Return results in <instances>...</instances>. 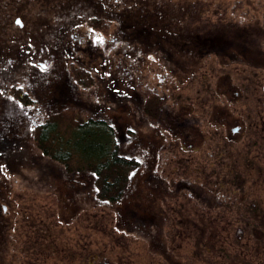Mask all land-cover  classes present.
I'll return each mask as SVG.
<instances>
[{
  "label": "rangeland",
  "instance_id": "374dc122",
  "mask_svg": "<svg viewBox=\"0 0 264 264\" xmlns=\"http://www.w3.org/2000/svg\"><path fill=\"white\" fill-rule=\"evenodd\" d=\"M66 3H75L77 13L67 15L61 9ZM223 19L239 29L247 27V35H253L251 46L264 52V0H0V137H16L24 142L25 152L18 164L9 166L6 160L0 161V185L15 186L17 211L31 212L32 224L29 243L22 245L28 253H18V248L16 255L2 254L0 264L167 261L168 256H161V261L153 248V225L135 207L139 184L145 178L149 185L159 181L167 184L162 193L166 215L179 214L180 209L168 204L184 206L190 195L214 199L219 181L230 186L229 190L235 189L232 202L236 206L245 203L240 216L253 217L246 206L256 202L259 209L264 204V134L255 133L250 115L254 108L264 110V71L254 68L247 61L249 57L238 60L225 45ZM150 23L177 25L178 35L188 34L193 42H197L195 37L201 38L202 31L210 32V36H219L222 45L205 42L204 49L196 46L191 55L172 52L171 58L149 45L141 54L131 48L123 52L122 47L127 45L121 42L127 38L123 26L133 28L130 32L137 36L136 27ZM62 24L64 28H60ZM130 44L139 43L132 40ZM76 70L84 71L94 84L78 81ZM224 74H230L235 88L243 93L240 100L223 94L226 87L218 79H224ZM127 75L134 81L127 80ZM178 78L182 79L179 83ZM152 92L159 95L165 113L181 105L193 109L188 119L196 124L188 141L203 137L199 148L182 150L178 144L171 152L173 133L166 126L159 133L153 130L148 123L150 117L146 118L139 109L138 95L148 97ZM45 104L54 105L50 118H66L60 122L62 127L75 118L91 117L106 118L115 126L122 149L141 162L120 203L110 205L97 200L92 179L68 173L65 167L41 155L34 139L35 127L27 122L29 115H35L33 111ZM215 104L217 110H228L232 118L238 112L244 117L240 136L230 130L234 125L225 128L209 122L211 115L207 114ZM121 106L127 112L121 111ZM64 109L72 112H58ZM40 115H35V122L41 121ZM262 129L256 131L260 133ZM143 132L147 140L144 142L139 136ZM256 142L262 148L255 147ZM176 160H181L177 167ZM199 169L205 175L197 174ZM171 188L175 189L173 193ZM229 190L222 189L226 194ZM262 215L263 211L255 219L264 225ZM173 224L165 227L172 229ZM215 225H219V234L215 233L211 245L218 248L204 255L207 263L233 264L234 232L241 226L234 220ZM182 230L176 225L171 235V257L178 264L188 263L190 257L194 264H204L195 254L194 235L189 231L186 237ZM181 231L186 239L176 237ZM244 233L237 244L243 248L235 247L237 254H244L247 264H264V239L258 242L249 231ZM181 241L182 250H178L175 244Z\"/></svg>",
  "mask_w": 264,
  "mask_h": 264
},
{
  "label": "flooded vegetation",
  "instance_id": "af4514ba",
  "mask_svg": "<svg viewBox=\"0 0 264 264\" xmlns=\"http://www.w3.org/2000/svg\"><path fill=\"white\" fill-rule=\"evenodd\" d=\"M65 5H66L65 8H61V9L65 10V12L67 11V15L73 16L75 13H77V9L74 8L75 3L73 4L66 3ZM70 10H73V11L70 12ZM14 22L16 24H19L20 26H23L22 23L19 22V19H15ZM60 26H61L60 28H64L63 27L64 24ZM176 26L169 25V24L167 25V23L165 24L150 23V24H147V26H141L138 28L136 27L137 36L134 33L130 32V30H132L133 28L129 27L128 25L123 26L125 28L124 30L127 29V31L129 32L127 31L125 32L123 30L125 32L123 33V35L125 37L127 36V38L126 40L123 38L121 42L125 41L127 45H124L122 47V51L124 52V51H127V49L131 48V51L137 52V54H141L143 53L144 47L145 46L148 47L149 45V46H154L157 50L164 52L165 54L169 55L171 58V57H174V56H171L172 52L191 55L193 53L192 49L196 46L204 49L206 47L204 44L205 42H209L210 45L211 44L213 45V43L214 44L221 43L222 45V42L219 36L213 37V36H210L211 34L210 32L204 33L203 31L201 33L202 34L201 38L195 37L197 42H193L194 38H192L188 34L178 35L177 33L178 29ZM129 39L131 42L132 40H137L139 44L137 46H133L130 44L131 42H129ZM198 39H203V40L198 41ZM240 42H243L242 38L241 37L238 38V35H236L234 43H236L237 45L235 46L236 48L235 50H233V53H235L237 59L239 60L240 57L243 59L244 57H249L250 60H247V61L253 64L254 68L260 67L264 71V52L260 50L261 48H257L256 50L249 49L246 46L239 45ZM218 59L220 58L218 57ZM178 60L179 59L175 61L176 64H178ZM138 68H141V67H138ZM142 70H144V68ZM124 74H129V73L125 72ZM224 75H226L224 79H221V80L218 79L219 84L220 85L223 84V86L226 87L225 91H223V94L224 95L230 94L231 96H233V99L237 97V100H240V95L243 93L240 92L239 88L238 89L235 88V85H233V81H232L233 78L231 77L230 74H224ZM178 79L179 80L177 81V83L182 81L181 78H178ZM127 80L132 82L134 81V78H132L130 75H127ZM254 86L255 88L257 87L256 84ZM128 87H129V84H128ZM146 88H150V87L148 86ZM220 89H221V86H220ZM221 92H222V89H221ZM232 92L234 95L232 94ZM123 93H124L123 96H125V92ZM138 98H139V109L142 111V114L146 118L150 117V119L148 120V123L150 125L152 124L153 130L159 133L161 131V128L166 126L167 129H169V131L173 133L172 140L169 141L171 144L170 148L173 149V151L171 152H174L175 147L178 144L182 150L183 149L184 150L185 149L194 150V149L199 148L200 144L203 142V137H198L192 142L188 141V139L191 138V132L195 128L193 127V125L196 124V123H192V118L188 119V116L192 114L191 113L193 111L192 108L187 107L186 105H181V107L177 108L178 110H175L173 108L172 110L166 109L167 112L165 113V110H162L163 104L161 106H158L157 102L156 103L154 102L155 101L154 99L160 98L159 95H155L154 93L146 97L144 94H142L141 96L138 95ZM146 99L150 100V102L148 103ZM154 105H156L157 107L155 108ZM262 105H264V103ZM52 106L54 105L45 104V105H42V108L40 107L38 110L33 111V112H37L41 114L40 115L41 121L38 123L37 121L35 122L34 119L36 118L35 115H37V113L35 115L32 113L29 115L28 117L29 121L27 123H31V126L33 124V126L36 128L41 124H45L48 120H50ZM217 106L218 104H215L213 108L210 109L211 110L210 113L207 114V115H211L209 117L210 118L209 122L213 125L217 124L218 127H225V128H228L231 125H234V127L230 130L233 131L234 134H236V137L237 135L240 136L243 130V127L241 126L243 123L246 122L244 121L245 120L244 117L240 115L238 112V116L236 117L234 116V118H232V116L227 112L228 110L224 111V109L221 110L220 108L217 110ZM120 108H121V111L127 112L125 107L121 106ZM65 110H69V109L59 110L58 112H65ZM144 110H147V111L145 112ZM250 116L252 118V121L250 119V122L253 124L254 129L260 130V128H263L262 132H264V110L254 108L251 110ZM99 118H102V117H99ZM150 120L153 121V123H151ZM256 130H255L256 134H259L261 136L262 134H264L262 132L259 133ZM144 134L146 133L143 132L141 135H139L140 138L143 139L142 142L147 141L145 139L146 135ZM205 138L206 137H204V139ZM237 139L240 140L239 138ZM220 140L221 142L224 141L223 139H220ZM219 145L220 144H217L216 148H219ZM254 145L255 147L262 148V145L258 146L259 145L258 142H256ZM23 147H24V142L17 141V138L14 136L12 138L0 137V161L6 160L7 165L9 166L22 162L23 155L25 154ZM1 150L4 153H2ZM41 155L45 157L43 153H41ZM157 161H158L157 163L159 167L160 161L159 159ZM180 161L181 160L175 161L177 162L176 167ZM157 171H159V168L157 169ZM198 171L200 172L197 173L196 171L194 173L205 175L204 171L200 169ZM229 174H232V173H229ZM145 179H143L141 184H139V191L137 195L138 198H137L135 207L138 210V212L142 214V217L146 219L147 223L153 224V226H151L155 230V237H154L155 243H154L153 248L157 252L158 258L161 260L160 258L161 256H164V257L168 256V258L166 259L167 261L161 260L162 261L161 264H178V262H176V259L171 257L173 254L169 252V251L174 252L173 247H171L172 246V243H171L172 236L171 235H173L174 231L176 230V225L178 223L180 222L190 223L192 222V219L194 217L199 219V217L204 215L203 216L204 220L208 219L212 221L213 224L221 223V225L226 221L234 220L235 222L239 223L241 226V227L236 228V231L234 232L235 239H237L239 242L242 240V237L244 238L245 236L244 232L246 230L250 232V235L253 237L254 240H257L258 242H260L264 239V225H262L259 221H257V219H255V216H260L262 214V211H263L262 217L264 218V204L263 206L259 207V209H257L258 207H257L256 202L248 204L246 207H249L250 212H252L253 217L251 216L252 218L251 217L242 218L240 216L239 211L241 210V208L243 207L245 203L242 202L237 206L233 203L235 199L232 200V195H236L237 193L236 191H234L235 189L233 188L232 190H229L230 186L223 184V183H219L218 181V184H216L217 193L215 196H213L214 199H211L208 196L202 195V194L198 198H197V195H190V198L188 199L186 205L184 206H179L177 204H174V205L168 204L172 208L180 209V213L177 214L176 216H173V215H170V213L167 215L163 213V208L167 206V203L165 202L166 199H164L165 196L162 193H164L165 191L164 185H167V184H162L163 182L159 181V183H155L154 185H149V184H146L147 179L146 180ZM152 187H154L153 190H151ZM171 189L172 190L170 191L171 193H173L175 189L173 188ZM222 189H228L229 191H227V194H226L222 191ZM15 192H16L15 186L13 185H7V183L6 185H4V187L0 185V260H1L2 254L7 255V254H10V252H12L11 255H16V250L18 248H19L18 253H22V254L28 253L27 252L28 249H26V247L22 245L24 243L28 244L29 238H31L32 236V232H31L32 224L30 222L31 212L20 214L17 211L16 202H14L15 196H16ZM212 201H215L216 203H212ZM174 212L176 213V210H174ZM165 224H173L171 225L172 229L166 228ZM191 228H192V225L189 228L190 232H191ZM189 231L188 230L185 231L186 237L187 235H189ZM178 235H183V232L181 231L180 233H178ZM178 235L176 237H178ZM184 239L186 238L184 237ZM15 241H19V243ZM184 242L186 243L185 240ZM175 247L177 249L176 244H175ZM235 247L239 249L243 248L238 245L236 246L234 245L232 247L233 254H237L236 250L238 249ZM208 249L209 248L204 247V248H200L199 250L197 246L195 247V251H197V253L195 254L198 257H200L199 258L200 261L205 262L204 264H208L207 263L208 258L207 256H204L206 253H209ZM178 250H182L181 245L179 246ZM237 255L244 256V254L242 253L237 254ZM104 260H102L98 264H105ZM106 263H109V262L107 261ZM186 264H194L193 258L190 257L188 260V263ZM241 264H247V263L242 262Z\"/></svg>",
  "mask_w": 264,
  "mask_h": 264
},
{
  "label": "trees",
  "instance_id": "16d2710c",
  "mask_svg": "<svg viewBox=\"0 0 264 264\" xmlns=\"http://www.w3.org/2000/svg\"><path fill=\"white\" fill-rule=\"evenodd\" d=\"M224 20H221V22L226 24L224 28L228 35H225L224 30L222 38L225 45L231 48L232 52L237 45L234 43L235 37L239 34L243 40L239 45L246 46L249 49L255 48L251 46L253 35L250 32L247 35V27H244L245 31L234 24L230 25L231 22H225ZM105 29L103 28V31ZM235 29L239 31L236 33ZM221 65H223L222 61ZM83 72L82 70H76L74 72L75 78L87 85H93L94 79L86 77ZM87 78L89 81H86ZM16 92L20 95V91ZM154 100L158 106L163 104L160 98ZM70 112L72 111L65 110L64 114ZM62 119L66 118L56 116L50 118L45 124L35 127L36 147L46 158L65 167L68 173L81 174L92 179L95 191L94 198L110 205L120 203L126 195L134 174L141 168L140 160L122 149L116 129L107 119L92 117L87 120H79L75 118V121L73 120L72 123L70 122L64 127L60 124ZM203 216L199 219L195 217L192 219V222H190L192 225L191 232L194 235L195 246L199 250L204 247L209 248L208 251L211 253L213 249L218 248L211 245V243L215 241V233L219 234V225L216 226L208 219L204 220ZM190 223L180 222L177 226L183 228L184 231H189ZM181 236L183 235H178L179 238ZM183 242L181 241L179 245L176 244L177 248ZM238 243L239 241L234 239L232 245L236 246ZM221 249H224L223 246H221ZM231 258L233 264L247 263L242 256L237 254L232 255Z\"/></svg>",
  "mask_w": 264,
  "mask_h": 264
}]
</instances>
